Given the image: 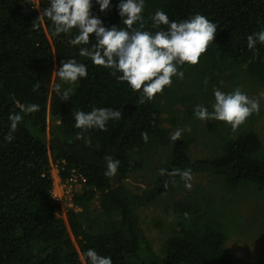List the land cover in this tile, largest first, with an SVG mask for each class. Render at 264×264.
I'll list each match as a JSON object with an SVG mask.
<instances>
[{
    "label": "trees",
    "instance_id": "trees-1",
    "mask_svg": "<svg viewBox=\"0 0 264 264\" xmlns=\"http://www.w3.org/2000/svg\"><path fill=\"white\" fill-rule=\"evenodd\" d=\"M47 6V0H0V264H85L88 248L110 255L112 264H236L225 226L200 206L176 205L175 233L162 253L155 250L142 213L182 179L158 173L146 190H135L127 181L140 167L133 162L135 155H147L169 141L160 95L140 103L139 92L79 56L78 46L68 43L71 35L53 36L51 21L40 16ZM158 9L170 20L200 13L215 21L217 33L206 53L244 66L250 77L264 82V45L258 43L255 51L246 45L247 36L264 25V0H145L146 30ZM92 11L108 27H125L114 8L106 15L95 5ZM94 44L90 40L86 47ZM69 57L88 65V76L78 85L62 83L55 72ZM57 84L70 89L67 100L56 93ZM33 103L40 110L25 114L23 109ZM98 107L119 109L121 118L109 121L107 131L81 135L75 113ZM12 113L23 116L15 132L8 120ZM261 149L260 137L250 132L228 142L216 159L193 160L189 143L179 139L170 163L160 169L190 168L193 176L221 179L231 187L253 183L264 189ZM50 152L62 181L76 173L87 188L73 197L71 232L53 196ZM108 156L120 161L114 178L104 175Z\"/></svg>",
    "mask_w": 264,
    "mask_h": 264
},
{
    "label": "clouds",
    "instance_id": "clouds-1",
    "mask_svg": "<svg viewBox=\"0 0 264 264\" xmlns=\"http://www.w3.org/2000/svg\"><path fill=\"white\" fill-rule=\"evenodd\" d=\"M47 4L40 16L51 21L52 35H71L68 43L73 47L78 46L79 56L87 57L92 64L108 69L117 81L126 82L133 92H139L140 103L151 101L157 94L171 87L173 78L183 79L184 72L181 69L200 62L210 42L214 41L218 27L215 21L200 13L176 21L170 20L165 11L158 9L149 17L151 30H146L143 15L145 0H116L115 3L114 0H47ZM94 5L98 6L102 15L114 8L125 27L106 26L101 16L93 13ZM74 30L75 35H72ZM90 40H94L95 44L86 47ZM258 43L264 45V25L246 38L247 49L250 51H255ZM55 72L62 83L78 85L87 78L88 65L69 57L60 61ZM204 84H208L207 79ZM55 91L62 100L68 99L70 89L62 90L60 84H57ZM212 95L214 103L211 111L202 105L193 106L196 119L221 121L235 131L253 114H259V101L250 98L239 87L231 92L213 88ZM39 110L40 106L33 103L27 105L23 112L32 114ZM121 115V110L111 107L92 108L88 112L77 111L74 126L81 130V135L91 129L107 131L109 121L119 120ZM22 119L19 113L9 115L12 132L16 131ZM183 131H190V128L177 129L170 135V140H179ZM12 138L11 135L5 137L9 142ZM143 139L147 142V134L143 135ZM105 159L104 175L114 178L120 161L111 156ZM159 174L170 177L178 175L186 189L192 188L193 175L190 168L174 169L171 172L161 168ZM85 264H112V257L88 248Z\"/></svg>",
    "mask_w": 264,
    "mask_h": 264
},
{
    "label": "rangeland",
    "instance_id": "rangeland-1",
    "mask_svg": "<svg viewBox=\"0 0 264 264\" xmlns=\"http://www.w3.org/2000/svg\"><path fill=\"white\" fill-rule=\"evenodd\" d=\"M181 70L184 78H173L171 87L159 95L164 107V127L169 135L177 129L190 128V131H183L180 138L189 143L190 157L193 160L216 159L224 154L223 149L228 142L250 132L260 137V154H263L264 82L250 77L244 66L207 53L202 55L197 65H189ZM205 79L208 80L207 85L204 84ZM53 82H56V75ZM237 87L259 101L260 111L235 131L224 122L201 121L194 117V105L212 110L213 88L231 92ZM209 126H212L211 130L207 128ZM173 143L169 138L167 145L159 146L147 155H135L133 162L139 163L140 167L129 176L127 184L135 190H146L153 186L160 167L172 159ZM55 156L50 152L53 196L61 206L60 217L71 232L68 212L73 207V197L83 194L87 188L82 180L62 181ZM191 183L192 188L188 190L183 180L176 182L167 194L142 213L144 229L155 250L162 253L165 242L175 233L179 222L176 205H189L195 209L200 206L202 213L217 215L225 226L227 248L236 264H264V189L253 183L231 187L221 179L205 176H193ZM93 213L98 214L97 209Z\"/></svg>",
    "mask_w": 264,
    "mask_h": 264
},
{
    "label": "built area",
    "instance_id": "built-area-1",
    "mask_svg": "<svg viewBox=\"0 0 264 264\" xmlns=\"http://www.w3.org/2000/svg\"><path fill=\"white\" fill-rule=\"evenodd\" d=\"M76 180H82V181L84 182V179H83L80 175L74 173V174L71 176V178L69 179V181H70V182H75ZM55 200H56V199H55ZM56 201H57V200H56ZM57 202H58V201H57Z\"/></svg>",
    "mask_w": 264,
    "mask_h": 264
}]
</instances>
